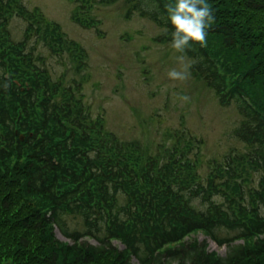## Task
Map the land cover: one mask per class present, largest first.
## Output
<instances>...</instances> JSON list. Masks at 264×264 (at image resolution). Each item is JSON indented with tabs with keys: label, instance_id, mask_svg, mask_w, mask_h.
<instances>
[{
	"label": "trees",
	"instance_id": "trees-1",
	"mask_svg": "<svg viewBox=\"0 0 264 264\" xmlns=\"http://www.w3.org/2000/svg\"><path fill=\"white\" fill-rule=\"evenodd\" d=\"M72 1L73 19L101 34L94 0ZM123 1L126 18H149L171 45L175 0ZM207 2L206 45L190 41L184 53L191 75L238 108L234 133L246 149L209 161L204 180L201 138L168 131L159 154L120 139L92 116L82 80H55L38 53L41 42L68 51L80 70L85 49L39 7L0 0V264H264V0ZM16 16L27 22L20 40ZM65 215L83 228L69 230ZM199 232L226 253L187 242Z\"/></svg>",
	"mask_w": 264,
	"mask_h": 264
},
{
	"label": "rangeland",
	"instance_id": "rangeland-1",
	"mask_svg": "<svg viewBox=\"0 0 264 264\" xmlns=\"http://www.w3.org/2000/svg\"><path fill=\"white\" fill-rule=\"evenodd\" d=\"M23 2L30 9L39 7L42 17L58 23L68 38L85 49L86 64L80 70L68 51L54 54L41 42L38 53L55 80L62 74L69 83L82 80L83 97L92 116L102 115L106 128L120 139L138 141L151 154H159L161 144L171 141L166 137L168 131L183 130L188 140L194 138V144L201 138L199 172L204 180L211 169L209 161L222 160L232 149H246L234 133L242 118L236 105H222L215 91L191 73L186 80L170 78V71L182 70L178 57L184 55L186 64H190V58L175 51L170 43L157 40L164 29L149 18L138 12L126 18L125 1L106 4L94 0L92 14L102 22L101 34L73 19L76 3L72 0ZM26 25L24 19L13 18L10 29L15 39L23 37ZM184 96L189 99H182ZM65 221L69 230L83 228L79 217L65 215ZM56 234L67 240L59 229ZM218 234L232 233L221 229ZM194 238L201 243L207 240L209 250L222 255L227 251L226 246L218 247L201 232L187 242ZM133 264L139 262L134 258Z\"/></svg>",
	"mask_w": 264,
	"mask_h": 264
},
{
	"label": "clouds",
	"instance_id": "clouds-1",
	"mask_svg": "<svg viewBox=\"0 0 264 264\" xmlns=\"http://www.w3.org/2000/svg\"><path fill=\"white\" fill-rule=\"evenodd\" d=\"M168 19L174 32L172 33L171 46L175 51L184 53L189 48L190 41L206 45V29L210 27L215 17L207 0H175V4L168 6ZM182 64V70L173 69L169 77L176 80H186L190 76V64L184 63L185 56L178 57ZM188 100L189 97H182Z\"/></svg>",
	"mask_w": 264,
	"mask_h": 264
},
{
	"label": "water",
	"instance_id": "water-1",
	"mask_svg": "<svg viewBox=\"0 0 264 264\" xmlns=\"http://www.w3.org/2000/svg\"><path fill=\"white\" fill-rule=\"evenodd\" d=\"M22 139H24V137H22Z\"/></svg>",
	"mask_w": 264,
	"mask_h": 264
}]
</instances>
